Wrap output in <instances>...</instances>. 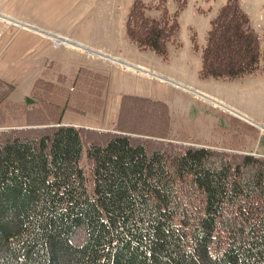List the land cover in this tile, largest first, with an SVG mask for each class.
Segmentation results:
<instances>
[{"label": "trees", "instance_id": "obj_1", "mask_svg": "<svg viewBox=\"0 0 264 264\" xmlns=\"http://www.w3.org/2000/svg\"><path fill=\"white\" fill-rule=\"evenodd\" d=\"M154 8L135 1L125 37L166 57L179 26ZM261 63L251 18L226 0L199 75L235 78ZM107 85L53 61L21 101L0 80V264H264V156L166 140L162 105H145L161 119L148 134L63 123L66 112L100 116Z\"/></svg>", "mask_w": 264, "mask_h": 264}, {"label": "crops", "instance_id": "obj_2", "mask_svg": "<svg viewBox=\"0 0 264 264\" xmlns=\"http://www.w3.org/2000/svg\"><path fill=\"white\" fill-rule=\"evenodd\" d=\"M107 1L89 0L87 8H82L84 14L88 15L93 12L92 6L94 5L95 11L103 17V22L98 28L99 32L103 34L100 35L101 37L107 36V27L104 26L106 17L104 6ZM82 10H79L78 13L83 14ZM16 20L21 24L29 25L19 19ZM96 21L98 20L96 19ZM6 22L9 23V21ZM177 34L175 42L169 44L173 49L179 45ZM77 37L81 36L77 35ZM113 44L109 49H101L103 52L119 58L120 60L111 57L112 60L121 61L119 65L93 60L72 46L53 47L47 39L26 29L14 30L10 33L5 31L3 35H0V80L14 86V90L9 94V99L21 101L29 95L35 79L41 75L44 65L49 61L57 63L59 70L64 74L71 73L72 69L76 67H87L98 71L108 77L105 109L100 116L94 117L99 119L97 126H92L98 130L119 129L121 115L123 117L129 101L143 103V105L149 104L150 108L151 105H162L165 110L164 133L158 135L168 137V139L188 140L204 143V145L209 143L207 146H211L217 144H212L206 137L209 136L212 141H217V135L214 134H218L220 130L223 131L222 129H229L230 126L233 127L236 121L247 123L248 126L242 125V123L240 125L247 128L249 134L253 130L252 125L258 126L260 118L253 116L251 112L253 109H248L245 104L237 100L239 98L234 99L232 95L239 92L246 93V91L251 95L252 86H257L258 79L264 78V63L259 64L255 72L244 73L235 78H204L199 75L198 71V77L203 80L197 83L190 81L178 72L158 68L156 63L160 57L164 58L163 61L169 58L171 52V50L169 52V46L166 57L150 49H138L125 37L124 28L119 41ZM192 44L194 46V41ZM200 48L202 46H198L194 51H198ZM147 50L153 52L154 55ZM155 56L158 58L155 59ZM203 85L204 88H202ZM219 88L226 90V98L217 96L213 92ZM243 99L242 101L248 100L246 97ZM111 101L117 103V106L113 105L115 114L110 117L108 111ZM179 105L180 108H178ZM175 109L179 110L178 114L174 111ZM260 116L262 117V114ZM83 118L85 117L66 112L63 116V123L89 127L81 121ZM259 141L264 144V136L260 137Z\"/></svg>", "mask_w": 264, "mask_h": 264}, {"label": "rangeland", "instance_id": "obj_3", "mask_svg": "<svg viewBox=\"0 0 264 264\" xmlns=\"http://www.w3.org/2000/svg\"><path fill=\"white\" fill-rule=\"evenodd\" d=\"M88 1L89 0H0V17H3L2 19L0 18V35H3L5 31L10 33L14 30L26 29L33 34H39V36L47 39L53 47L72 46L81 50L83 54L93 60L107 61V63L111 65H119L121 61L111 59V57L117 58L115 55L105 53L101 48L109 49L114 42L119 41L123 33V28L125 33L124 22L127 18L126 15L137 0H108L105 3L104 8L106 10V17L104 26L107 27V36L104 35L103 37L100 36L103 34L98 30V28H100L99 25L103 22V17L95 11L94 5L92 6L93 12L88 13V15L86 13L84 14L82 10L84 7L85 9L87 8ZM138 1L149 7L151 5L157 7L146 11L149 16L156 17L161 13H167L174 16L178 22L177 40L179 45L175 49L169 46V52L171 50L169 58L163 61L162 59L164 58L160 57L157 63L155 62L158 68H161V70H163V68L170 69V72L183 74L190 81L197 83L202 82L203 79L198 77V71L201 67V48L198 51H194L195 49H193L192 42L194 41L198 46H202L205 42V35L210 25V19L215 16L219 7L226 2V0ZM238 1L251 18L252 27L257 31L259 38L264 43V0ZM79 10H82L83 14L81 12L78 13ZM16 19L24 21L31 26L21 24ZM96 19L98 21H96ZM6 21H9V23ZM77 35L81 37H77ZM56 37L59 39L66 38L69 39V42L72 41L74 43H66L65 45L59 41L57 42ZM78 40H82L83 42ZM129 42L132 43L130 40ZM235 45L233 41L232 46ZM147 51L154 55L153 52ZM157 58L158 57L155 56V59ZM211 79L218 78L211 77ZM258 80L259 84L255 87L252 86L251 95H249L247 91L246 93L239 92L232 95L234 99L239 98L237 100L245 104L248 109H253V111H251L253 116L255 118H260L258 119V126L255 124V126L252 125L253 130H251L249 134L247 128L245 129L244 126H242L243 124L248 126V124L241 121L238 123L235 120L236 123L233 127L230 126L229 129H222L223 131L220 130L218 134H214L215 136L217 135V141H212L209 136L206 137L212 144H217L211 146H222L228 149V151L239 150L259 155L262 154V156H264V144L259 141L260 137L264 136V78ZM204 83L207 84V82ZM202 88H204V85ZM213 92L222 98H226L227 96L225 89L219 88L215 89ZM244 97L248 98V100L242 101ZM233 104L235 103L233 102ZM113 105L117 106V103L111 101L108 111L110 117L115 114ZM178 108H180V105ZM174 111L177 114L179 112V110L176 109ZM260 114H262V117ZM83 117L85 118L81 121L86 126L90 128H92V126H97L99 119L94 118L95 116ZM160 123L161 119L158 114L147 112V106L143 105V103L129 101L125 108L123 122L120 123L119 129L113 131L125 133L145 132L148 134L149 130L159 128ZM241 123L242 125H240ZM165 139L170 140L168 137H165ZM171 140L182 141L181 143L196 144L188 140ZM207 145H209V143H207Z\"/></svg>", "mask_w": 264, "mask_h": 264}, {"label": "bare ground", "instance_id": "obj_4", "mask_svg": "<svg viewBox=\"0 0 264 264\" xmlns=\"http://www.w3.org/2000/svg\"><path fill=\"white\" fill-rule=\"evenodd\" d=\"M1 19L3 18V17H0ZM57 38V37H56ZM57 40L58 41H61V42H63L65 45H66V43H70V44H73L74 42H72V41H70L69 42V39H66V38H62V39H59V38H57Z\"/></svg>", "mask_w": 264, "mask_h": 264}, {"label": "built area", "instance_id": "obj_5", "mask_svg": "<svg viewBox=\"0 0 264 264\" xmlns=\"http://www.w3.org/2000/svg\"><path fill=\"white\" fill-rule=\"evenodd\" d=\"M57 42H58V40H57ZM59 42H61V41H59ZM61 43H63V42H61Z\"/></svg>", "mask_w": 264, "mask_h": 264}]
</instances>
